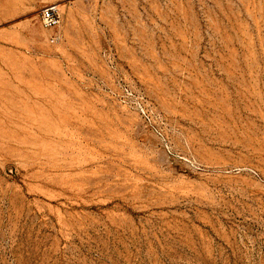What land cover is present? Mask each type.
<instances>
[{
  "label": "rangeland",
  "instance_id": "obj_1",
  "mask_svg": "<svg viewBox=\"0 0 264 264\" xmlns=\"http://www.w3.org/2000/svg\"><path fill=\"white\" fill-rule=\"evenodd\" d=\"M21 2L0 264H264V0Z\"/></svg>",
  "mask_w": 264,
  "mask_h": 264
},
{
  "label": "built area",
  "instance_id": "obj_2",
  "mask_svg": "<svg viewBox=\"0 0 264 264\" xmlns=\"http://www.w3.org/2000/svg\"><path fill=\"white\" fill-rule=\"evenodd\" d=\"M40 23L45 30H54L61 24L60 7L56 4L49 5L40 12Z\"/></svg>",
  "mask_w": 264,
  "mask_h": 264
},
{
  "label": "crops",
  "instance_id": "obj_3",
  "mask_svg": "<svg viewBox=\"0 0 264 264\" xmlns=\"http://www.w3.org/2000/svg\"><path fill=\"white\" fill-rule=\"evenodd\" d=\"M14 1L1 0L0 1V8H3V9L11 8V10L9 12L10 13H14V14H19V13L24 14V13H26V11H25L26 8L24 6V3L23 4H22V2L19 3V1H22V0H14Z\"/></svg>",
  "mask_w": 264,
  "mask_h": 264
}]
</instances>
